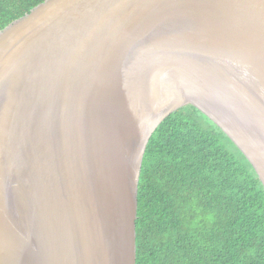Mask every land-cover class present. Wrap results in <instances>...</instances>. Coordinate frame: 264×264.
<instances>
[{"label":"water","instance_id":"water-1","mask_svg":"<svg viewBox=\"0 0 264 264\" xmlns=\"http://www.w3.org/2000/svg\"><path fill=\"white\" fill-rule=\"evenodd\" d=\"M193 105L264 185V0H45L0 31V264H137L148 143Z\"/></svg>","mask_w":264,"mask_h":264},{"label":"trees","instance_id":"trees-1","mask_svg":"<svg viewBox=\"0 0 264 264\" xmlns=\"http://www.w3.org/2000/svg\"><path fill=\"white\" fill-rule=\"evenodd\" d=\"M45 0H0V31ZM137 264H264V185L193 105L151 137L138 192Z\"/></svg>","mask_w":264,"mask_h":264}]
</instances>
